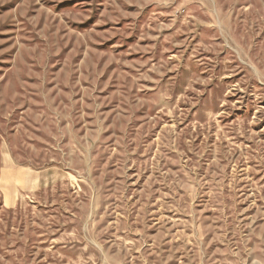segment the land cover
<instances>
[{"label":"rangeland","instance_id":"obj_1","mask_svg":"<svg viewBox=\"0 0 264 264\" xmlns=\"http://www.w3.org/2000/svg\"><path fill=\"white\" fill-rule=\"evenodd\" d=\"M0 264H264V0H0Z\"/></svg>","mask_w":264,"mask_h":264}]
</instances>
